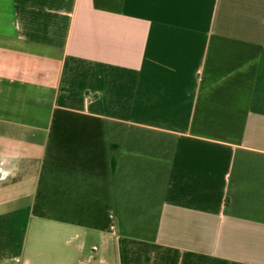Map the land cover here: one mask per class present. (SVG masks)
I'll list each match as a JSON object with an SVG mask.
<instances>
[{
    "label": "crops",
    "instance_id": "crops-1",
    "mask_svg": "<svg viewBox=\"0 0 264 264\" xmlns=\"http://www.w3.org/2000/svg\"><path fill=\"white\" fill-rule=\"evenodd\" d=\"M0 264H264V0H0Z\"/></svg>",
    "mask_w": 264,
    "mask_h": 264
}]
</instances>
